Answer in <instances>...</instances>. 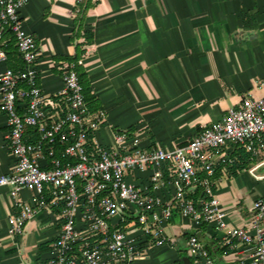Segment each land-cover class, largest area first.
<instances>
[{"label": "crops", "instance_id": "0c3cea01", "mask_svg": "<svg viewBox=\"0 0 264 264\" xmlns=\"http://www.w3.org/2000/svg\"><path fill=\"white\" fill-rule=\"evenodd\" d=\"M22 17L35 37L39 84L52 104L67 106L63 69L79 64L97 108L93 112L104 113L97 142L111 144L121 130L139 137L146 150L184 146L245 97L264 95V0H29ZM86 31L92 32L93 42L84 45ZM5 40L8 61L0 62V74L6 68L24 69L22 58L14 54L13 34L8 32ZM7 133V116L0 109V175L16 164ZM36 137L27 129L28 140ZM197 170L199 177L205 175L200 163ZM151 174L132 172L129 180L142 187L150 184L149 190L171 200V179L155 189ZM214 181L229 225L249 226L264 180L244 168L234 175L222 165ZM34 195L24 189L18 196L30 202ZM59 209L37 212L24 234L14 238L8 234V219L16 213L11 187H0V264L45 262L62 226ZM121 225L133 235L142 233L133 223ZM194 231L201 232L216 264H240L246 249L237 242L226 245V230L215 222L199 230L180 211L166 224L165 243L152 237L142 241L139 264H196L188 253Z\"/></svg>", "mask_w": 264, "mask_h": 264}, {"label": "built area", "instance_id": "2783aa9c", "mask_svg": "<svg viewBox=\"0 0 264 264\" xmlns=\"http://www.w3.org/2000/svg\"><path fill=\"white\" fill-rule=\"evenodd\" d=\"M28 2L0 0V62L8 61V32L24 62V69L6 68L0 74V109L7 116V144L16 160L11 172L0 175V187H11L16 208L8 219V234L21 236L37 212L61 207L62 226L51 256L42 264H139L142 241L152 237L157 244L165 243L166 224L180 211L199 230L213 222L226 230V245L237 242L246 249L240 264H264V194L253 202L249 226H230L214 190L219 167L238 163L235 145L249 153V173L264 180V172L258 173L264 168V95L245 97L222 120L202 126L184 146L146 150L139 137L123 131L116 132L111 144L95 139L98 156L91 158L86 150L88 133L96 136L104 113L90 110L73 63L62 74L67 106L60 108L45 95L37 67L40 52L22 17ZM28 128L38 140H28ZM148 170L155 189L171 179L175 187L171 200L149 190L150 184L142 187L129 180L130 173ZM24 189L35 193L30 202L18 196ZM125 222L142 233L133 235L121 225ZM188 253L196 264H216L195 233L189 238Z\"/></svg>", "mask_w": 264, "mask_h": 264}, {"label": "trees", "instance_id": "16d2710c", "mask_svg": "<svg viewBox=\"0 0 264 264\" xmlns=\"http://www.w3.org/2000/svg\"><path fill=\"white\" fill-rule=\"evenodd\" d=\"M85 10H86V8H83V10H81V13L83 15L85 13ZM85 38H86V40L84 42V45H87V44L92 43L93 42V34H92V32L86 31L85 32ZM16 49H17V47H16ZM16 52L18 53L19 57H21L20 54H19V52H18V50H15L14 51V54ZM74 63H75L74 64V68H75V70L77 71V73L79 75L80 82L84 86V92H85V95H86L87 100L89 101V108H90L91 111H96L97 108H94L92 106V101H91V96H90V90L91 89H90L89 86L86 85V82H85V74L84 73H81L79 71V64L77 63V61H75ZM20 110L22 111L21 107H20ZM117 132H123V131L117 130ZM33 133H34L35 136H37L33 140H38L39 137H38V135L36 134V132L34 130H33ZM128 136L131 137L132 134L129 133ZM30 141H31V139H30ZM234 149H235L234 150L235 151V154L238 157V163L237 164L229 163L228 166L233 170L234 175H238L240 173V171L243 168L246 167L247 163L251 164L250 159H249L250 158V155H249V153L246 152V150L242 146L235 145V148ZM86 150H87L88 155L91 158H96L98 156L97 148H96V143H95V133L93 131H90L88 133L87 143H86ZM59 208H60L59 210H61V212H62V208L61 207H59ZM193 233L197 234L200 237V239H201V232L200 231H194Z\"/></svg>", "mask_w": 264, "mask_h": 264}, {"label": "rangeland", "instance_id": "374dc122", "mask_svg": "<svg viewBox=\"0 0 264 264\" xmlns=\"http://www.w3.org/2000/svg\"><path fill=\"white\" fill-rule=\"evenodd\" d=\"M234 148H235V146H234ZM251 166H252L251 164L247 163V165L244 169H249ZM262 172H264V168L258 170V173H262Z\"/></svg>", "mask_w": 264, "mask_h": 264}, {"label": "water", "instance_id": "95a60500", "mask_svg": "<svg viewBox=\"0 0 264 264\" xmlns=\"http://www.w3.org/2000/svg\"><path fill=\"white\" fill-rule=\"evenodd\" d=\"M207 247V246H206ZM207 249H208V247H207ZM209 250V249H208ZM210 251V250H209Z\"/></svg>", "mask_w": 264, "mask_h": 264}]
</instances>
